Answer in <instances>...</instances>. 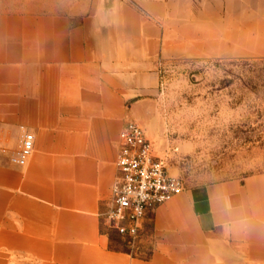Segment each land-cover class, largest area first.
<instances>
[{"label":"crops","instance_id":"obj_1","mask_svg":"<svg viewBox=\"0 0 264 264\" xmlns=\"http://www.w3.org/2000/svg\"><path fill=\"white\" fill-rule=\"evenodd\" d=\"M186 0H19L0 11V264H264V178L185 188L134 249L100 216L127 119L147 121ZM34 135L23 164L17 153ZM125 246H124V245ZM127 248V249H126Z\"/></svg>","mask_w":264,"mask_h":264},{"label":"rangeland","instance_id":"obj_2","mask_svg":"<svg viewBox=\"0 0 264 264\" xmlns=\"http://www.w3.org/2000/svg\"><path fill=\"white\" fill-rule=\"evenodd\" d=\"M186 2L189 32L158 62L147 121L131 119L185 188L264 178V0Z\"/></svg>","mask_w":264,"mask_h":264},{"label":"built area","instance_id":"obj_3","mask_svg":"<svg viewBox=\"0 0 264 264\" xmlns=\"http://www.w3.org/2000/svg\"><path fill=\"white\" fill-rule=\"evenodd\" d=\"M34 135L24 134L17 162L33 150ZM116 174L100 216L104 225L134 249L145 235V222L154 209L185 189L183 180L169 173L165 156L134 119H127L118 135Z\"/></svg>","mask_w":264,"mask_h":264}]
</instances>
